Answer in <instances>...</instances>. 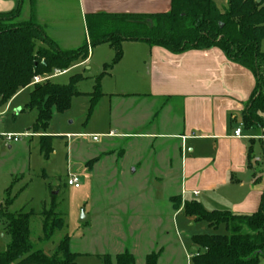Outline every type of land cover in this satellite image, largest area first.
I'll use <instances>...</instances> for the list:
<instances>
[{
    "label": "crops",
    "instance_id": "1",
    "mask_svg": "<svg viewBox=\"0 0 264 264\" xmlns=\"http://www.w3.org/2000/svg\"><path fill=\"white\" fill-rule=\"evenodd\" d=\"M170 6L171 0H36L32 10L29 0H24L19 21L34 20L59 49L68 51L88 43V14H161L169 12ZM19 7V0H0V13ZM75 16L83 23L84 35L76 34ZM104 46L111 48L107 44L99 47ZM38 47L44 46L39 43ZM97 48H90L89 58L71 69L87 66ZM94 85L95 78L92 91L79 92L80 96L91 100ZM101 86L103 97L98 104L107 101L110 111L100 134L60 133L67 139L106 140L90 161L83 162L89 174L95 177L102 172L114 180L140 182L144 201L150 199L147 194H155L149 185H158L160 191L163 185L177 186L168 197L165 212L157 208L112 212L111 227L119 246L112 255L102 256L115 258L129 252L136 264H146L147 256L161 251L158 264H189L173 230L184 214L185 203L198 202L208 212L243 216L258 212L264 194V171L257 168L264 157V130L244 126L243 113L256 89V78L249 70L228 60L217 48L172 54L146 43L125 42L122 60ZM16 97L0 117L7 114ZM241 126L243 138H236L235 131ZM19 144L4 147L11 151ZM79 144L86 147L85 142ZM94 160H98L96 164H90Z\"/></svg>",
    "mask_w": 264,
    "mask_h": 264
},
{
    "label": "trees",
    "instance_id": "2",
    "mask_svg": "<svg viewBox=\"0 0 264 264\" xmlns=\"http://www.w3.org/2000/svg\"><path fill=\"white\" fill-rule=\"evenodd\" d=\"M19 2L18 9L0 13V105L7 106L21 91L33 86L25 110L37 112L29 131L42 135L39 137L40 153L45 160H49L54 151L53 137L47 135L54 114L71 109L73 99L81 95L77 85L83 78L75 76L66 86L51 81L33 85L34 79L52 75L55 70L66 72L78 62L86 61L90 48L106 44L114 50L115 58L111 64H105L103 72L95 78L90 113L103 97V79L122 60L125 42L146 43L172 54L217 48L228 60L255 76L256 89L243 113V120L247 129L264 130V0L260 3L258 0H171L167 13L88 14V43L68 51L59 49L34 20L20 22L24 0ZM29 2L33 10L36 0ZM39 43L44 47H38ZM13 188L14 183L6 191L8 208L18 197H11ZM53 198L49 211L40 214L43 242L51 241L65 223L56 197ZM184 214L215 230L225 226L228 232L227 235L193 236L191 241L198 253L192 259L193 264H260L264 261V194L258 212L251 216L208 212L198 202L185 203ZM33 216V212L23 210L0 211L10 237L6 251L0 253V264H77L79 255L72 252L68 235L62 239L54 256L35 249L31 241ZM160 256L161 251L152 253L147 256L146 264H158ZM104 260L106 264H136L129 252L117 255L115 263L108 256Z\"/></svg>",
    "mask_w": 264,
    "mask_h": 264
},
{
    "label": "rangeland",
    "instance_id": "3",
    "mask_svg": "<svg viewBox=\"0 0 264 264\" xmlns=\"http://www.w3.org/2000/svg\"><path fill=\"white\" fill-rule=\"evenodd\" d=\"M27 5L26 2L24 11ZM222 5L221 3L220 7ZM74 22L76 34L82 32L84 35L83 23L79 24V18L76 16ZM262 47L264 49V42ZM114 58L113 49L108 46L98 47L95 54L91 52V61L87 66L73 68L56 77L52 82L66 86L70 84L73 77L80 75L83 80L78 83L77 91L91 92L93 79L101 74L104 65L111 64ZM82 62H78L77 65ZM31 92L32 89H27L14 99L7 114L0 117V131L3 130L11 134L33 133L29 129L37 118V112L25 110L26 105L30 102ZM5 109L6 107L0 105V113ZM20 109L25 111L17 113ZM109 111L108 102L102 101L90 113V100L88 96L84 95L73 100L69 111L63 114L55 113L47 131V135L53 137L55 150L49 161H46L40 153L38 137L23 139L21 144L13 146L11 151L4 147V143L0 142V211L33 212L31 241L35 249L42 250L49 256L55 255L60 242L68 235L71 238L72 252L79 255L77 264H106L104 260L106 255H102L108 253L112 255L119 246L116 242L115 230L112 231L110 214L117 211L124 213L136 211L142 208H157L165 212L168 208V197L176 192L177 186L175 185H163L161 191L158 185H149L147 188L153 190L155 194H151V196L150 193L147 194V198L149 196L150 199L144 201L142 197L143 185L140 182L123 178L114 180L102 172L95 177L89 174L83 162L90 161L95 151L100 150L106 140L100 138L97 142H93L92 138L82 137L67 139V136L60 135V133L100 134L99 130L105 127ZM80 141L85 142L86 147H82L79 144ZM256 144L262 149L260 142ZM255 160L259 159L252 161L253 167ZM257 168L264 171V157ZM104 170L106 169H102V171ZM72 175L80 179V189L68 185V179ZM15 179L16 183L11 197L20 194L13 206L8 208L6 207V190ZM53 197H56L59 212L65 223L51 241L43 242L41 240L43 219L40 214L44 210L49 211ZM175 202L176 199L173 203ZM124 213L123 215H125ZM123 215L121 218L127 219V216ZM190 219L183 214L179 224L173 225L174 237L179 241L185 254V261L189 264L193 259L191 238L194 235L228 234L225 226L215 230L204 222L192 224L194 222H190L193 221ZM124 229H127V225L124 226ZM124 233L127 235L128 232L125 230ZM9 243L10 237L7 234L5 222L0 217V253L6 251ZM108 257L115 263V258ZM260 264H264V261L261 260Z\"/></svg>",
    "mask_w": 264,
    "mask_h": 264
},
{
    "label": "built area",
    "instance_id": "4",
    "mask_svg": "<svg viewBox=\"0 0 264 264\" xmlns=\"http://www.w3.org/2000/svg\"><path fill=\"white\" fill-rule=\"evenodd\" d=\"M65 73L66 72L55 70L53 76L47 75L44 77L35 78L33 85L45 83L46 81L51 80L53 77H57V76L65 74ZM36 136H38V135L33 134V133L11 134V133H1L0 132V142L4 143L5 146H9V145L20 143L23 139H29V138H33ZM234 136L236 138H243L242 126L239 127L238 129H236ZM97 140H98V137H94V141H97ZM68 185L70 187H75L76 189H78L81 186L80 179L78 177H76L75 175H72L68 179ZM197 255H198V253H195L192 257L194 258Z\"/></svg>",
    "mask_w": 264,
    "mask_h": 264
},
{
    "label": "water",
    "instance_id": "5",
    "mask_svg": "<svg viewBox=\"0 0 264 264\" xmlns=\"http://www.w3.org/2000/svg\"><path fill=\"white\" fill-rule=\"evenodd\" d=\"M258 2L260 3V2H261V0H258Z\"/></svg>",
    "mask_w": 264,
    "mask_h": 264
}]
</instances>
